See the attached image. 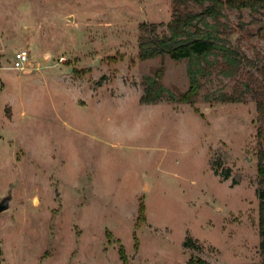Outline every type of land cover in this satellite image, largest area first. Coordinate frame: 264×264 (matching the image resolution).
<instances>
[{
	"label": "rangeland",
	"instance_id": "obj_1",
	"mask_svg": "<svg viewBox=\"0 0 264 264\" xmlns=\"http://www.w3.org/2000/svg\"><path fill=\"white\" fill-rule=\"evenodd\" d=\"M172 18L173 0H0V264H264V118L251 94L225 97L263 86L264 9L223 10L259 67L215 63L193 104L169 99L187 60L140 59L141 26ZM160 71L168 93L142 103Z\"/></svg>",
	"mask_w": 264,
	"mask_h": 264
},
{
	"label": "trees",
	"instance_id": "obj_2",
	"mask_svg": "<svg viewBox=\"0 0 264 264\" xmlns=\"http://www.w3.org/2000/svg\"><path fill=\"white\" fill-rule=\"evenodd\" d=\"M210 2L202 12L189 10L190 3L204 6ZM237 9L242 11L250 9L258 12L264 9V0H173V18L167 25V32L158 33L157 24H143L141 26L144 36L140 42V59L143 61L155 59L160 56H170L175 61L187 60V74L190 80L188 91L177 98L169 93V99L179 103L193 104L199 95L202 84L201 79L209 76L210 67L215 63H224L235 73L242 67L257 69V63L246 54L231 46L228 35L220 30V17L224 9ZM213 20V23L209 20ZM228 75L226 72H222ZM263 86L252 87L244 84L245 91L236 88L234 93L225 97L230 102H242L246 93L252 95L257 102L260 118H264V70H261ZM168 90L161 82V71L155 76H148L144 82V94L141 102L144 104H156L160 102ZM260 161L258 174L260 184L264 185V131L259 130ZM259 205V233L261 237L260 249L264 254V192L260 195ZM143 209L141 208V212ZM185 246L195 247L191 239ZM121 257L125 259L124 249H121ZM188 264H212L201 258H191Z\"/></svg>",
	"mask_w": 264,
	"mask_h": 264
},
{
	"label": "built area",
	"instance_id": "obj_3",
	"mask_svg": "<svg viewBox=\"0 0 264 264\" xmlns=\"http://www.w3.org/2000/svg\"><path fill=\"white\" fill-rule=\"evenodd\" d=\"M30 62H31L30 54L25 50H21L16 53L12 68L15 70L28 72L29 70L28 66Z\"/></svg>",
	"mask_w": 264,
	"mask_h": 264
},
{
	"label": "water",
	"instance_id": "obj_4",
	"mask_svg": "<svg viewBox=\"0 0 264 264\" xmlns=\"http://www.w3.org/2000/svg\"><path fill=\"white\" fill-rule=\"evenodd\" d=\"M1 42V40H0ZM71 70H67V72L69 73ZM11 198L10 196L5 197L3 199H0V214L6 210H8L11 206Z\"/></svg>",
	"mask_w": 264,
	"mask_h": 264
}]
</instances>
